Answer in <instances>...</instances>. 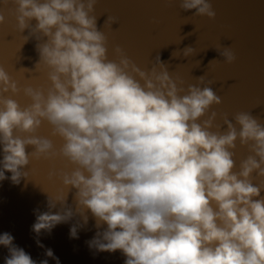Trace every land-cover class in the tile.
I'll return each instance as SVG.
<instances>
[{"label":"clouds","instance_id":"clouds-1","mask_svg":"<svg viewBox=\"0 0 264 264\" xmlns=\"http://www.w3.org/2000/svg\"><path fill=\"white\" fill-rule=\"evenodd\" d=\"M11 3L17 31L29 30L24 43L34 38L37 64L51 70V88L46 96L40 89L25 88L32 103L22 109L4 98L19 89L0 67V182L18 186L28 179L24 169L29 155H59L76 166L60 177L65 187L76 190L75 210L67 206V196L49 195L47 211L34 209L31 231L37 246L44 247L42 234L50 235L76 215L83 223L70 228L69 238L78 239V229L87 225L90 212L97 229L107 227L85 241L89 250L120 251L124 264H264V199H254L264 183L254 186L251 179L254 171L264 178V124L250 112H241L234 117L239 131L225 118L227 130L213 133L209 129L215 112L203 124L197 122L221 103L212 87L189 85L181 96L184 89L170 77L159 55L148 73L119 47V62L109 61L107 39L93 14L97 0ZM179 6L194 10V16H216L210 0H179ZM4 22L0 13V24ZM105 22L116 20L108 17ZM221 48L216 50L223 62L234 63L231 48ZM193 54L192 47L183 49L184 57ZM172 55L179 57L181 52ZM203 83L201 76L198 84ZM44 121L64 141L59 153L51 140L34 135ZM17 131L30 135L21 138ZM237 140L241 146L251 145L255 155L242 161L235 173ZM28 145L35 149L30 154ZM13 241L11 233L0 234V246L8 250L4 264H38ZM45 255L60 264L51 248Z\"/></svg>","mask_w":264,"mask_h":264},{"label":"water","instance_id":"water-1","mask_svg":"<svg viewBox=\"0 0 264 264\" xmlns=\"http://www.w3.org/2000/svg\"><path fill=\"white\" fill-rule=\"evenodd\" d=\"M210 3L216 13L214 19L194 16V10H182L179 0H97L93 14L97 17V28L107 39L109 61L119 62L115 52L119 47L138 68L148 73L159 55L170 77L184 89L179 93L181 96L187 94L189 85L213 88L221 103L211 106L197 121L203 124L215 112L209 131L225 132V118L235 125L234 117L241 112H250L264 124V0H210ZM0 13L5 16V22L0 24V67L19 89L16 94L5 93L4 98L15 100L23 109L32 103L24 94L25 88L40 89L47 95L51 88L48 79L51 70L43 63L37 64V41L33 38L24 43L29 30L17 31L15 6L11 0L7 5L0 0ZM108 17L115 18L116 23L105 22ZM35 24V20L31 21V26ZM186 47L194 49L192 56H183ZM221 47L231 48L236 56L234 63L223 62L216 50H222ZM178 50L181 55L173 57V52ZM201 76H204V83L198 84ZM235 126L239 131V126ZM52 133V126L44 121L34 135L51 140L54 151L59 153L64 141ZM15 135L25 138L30 134L17 131ZM250 146H241L237 140L233 150V172L238 173L241 162L255 155ZM34 150L33 146H26L27 153ZM29 161L24 169L28 179H22L20 185L15 186L9 180L0 182V234L11 233L14 244L23 248L38 264L45 259L48 264H56L45 255L47 248L53 250L60 264H124L125 257L120 251L94 254L89 250L85 241L107 227L102 225L97 229L90 212H86L87 225L78 229V239L69 238L70 228L77 222L83 223L82 217L76 215L68 223L57 225L50 235L42 234L39 239L44 247L37 246L36 235L31 231L36 219L34 209L47 211L49 195L52 198L67 196V206L75 210L76 190L65 187L60 177L71 174L76 166L59 155L52 159H35L29 155ZM50 173L55 174L51 180ZM251 179L254 186L264 183V178L255 171ZM254 199H264V190ZM212 207L216 210L214 204ZM59 208L58 204L53 213ZM6 256L8 250L0 246V264H4Z\"/></svg>","mask_w":264,"mask_h":264}]
</instances>
